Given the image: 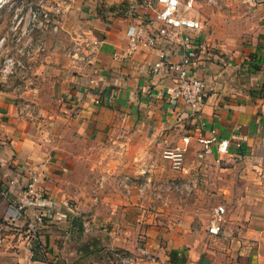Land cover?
<instances>
[{
    "label": "crops",
    "instance_id": "obj_1",
    "mask_svg": "<svg viewBox=\"0 0 264 264\" xmlns=\"http://www.w3.org/2000/svg\"><path fill=\"white\" fill-rule=\"evenodd\" d=\"M84 1L79 16L90 26L84 37L88 63L62 70L59 49L51 44L45 50L49 42L42 35L27 48L34 66L20 77L18 69L0 75V264H26L28 249L33 264H124L115 261L119 250L134 256L135 264H264V197L235 198L215 236L208 225L144 228L128 217L117 187L125 145L134 137L176 141L201 162L263 155L264 0H244L257 6L262 20L252 42L228 54L207 46L203 28L188 46L177 37L130 51L132 26L152 32L159 25L147 0ZM206 3L197 7L202 20ZM12 6L0 9V65ZM188 52L191 74L204 84L196 114L170 98L175 74L153 68L160 53L178 63ZM134 123L145 131H131ZM224 139L227 152L218 153ZM30 177L41 202L19 213L12 202L27 201L20 188ZM13 178L17 184L10 187ZM39 209L44 223L29 240L27 224ZM8 219L17 230H9Z\"/></svg>",
    "mask_w": 264,
    "mask_h": 264
},
{
    "label": "rangeland",
    "instance_id": "obj_2",
    "mask_svg": "<svg viewBox=\"0 0 264 264\" xmlns=\"http://www.w3.org/2000/svg\"><path fill=\"white\" fill-rule=\"evenodd\" d=\"M98 3H124L129 0H97ZM14 7L6 13L8 44L4 55L20 60L17 74L28 65L24 52L28 46L40 43L44 35L47 49H59L61 69L70 64L88 63L87 41L90 26L79 16L84 0H9ZM203 34L207 46L224 53L233 52L252 42L262 17L257 6L244 0H215L204 5ZM54 43H57L56 45ZM83 47L85 49H83ZM228 54V53H227ZM3 59V58H2ZM27 62V63H26ZM74 62V63H72ZM70 63V64H69ZM130 130L145 131L130 124ZM146 130L148 128L146 127ZM129 139L124 149V171L118 175L117 187L123 193L122 206L133 222L142 227L168 228L186 226L206 227L218 205L227 210L235 198L264 197V156L233 158L220 164L197 161L189 146L177 142L166 143L159 138ZM123 146V148H125ZM119 147H121L119 145ZM185 148V149H184ZM183 149L180 168L165 158V150Z\"/></svg>",
    "mask_w": 264,
    "mask_h": 264
},
{
    "label": "built area",
    "instance_id": "obj_3",
    "mask_svg": "<svg viewBox=\"0 0 264 264\" xmlns=\"http://www.w3.org/2000/svg\"><path fill=\"white\" fill-rule=\"evenodd\" d=\"M9 0H0V9L8 4ZM202 0H147L146 6L153 10L155 15V21L159 22V25L154 31H150L145 26L137 25L132 26L128 32L129 37V50L133 51L137 47H151L157 42L164 40H172L173 38L181 37L184 41L185 46H188L194 42L196 35L204 27V21L198 14V6ZM208 3H213L214 0H206ZM131 10V9H130ZM129 13H131L129 11ZM195 37V38H194ZM4 41L0 38V44ZM27 55V51L24 52ZM159 60L154 63V70L164 67L168 72L175 74L176 84L170 92L171 99H177L184 102L193 114L199 109L204 97V84L202 80L191 74L189 65L193 58V53H184L182 59L178 63H171L166 60L164 53L159 54ZM21 66L20 60L9 55H4L0 65V75L8 76L14 73ZM186 140V138H184ZM228 148V140H220L217 144L216 150L218 153H226ZM182 149L176 150H165L164 155L167 159L173 160V167L180 168L182 159ZM263 156H264V144H263ZM201 157V156H199ZM17 184L16 179L9 181L10 187ZM20 191L23 197L27 200L13 201L12 205L20 212L25 211V207L30 204L31 206L41 202V196L38 189L35 187V179L30 177L21 184ZM7 196V191L2 193ZM225 208L223 205H218L213 212L212 218L208 224V233L211 235H219L221 232L222 215L224 214ZM45 219L44 212L38 210L34 215L33 222L27 224L26 238L30 240L31 235L34 234L36 224H43ZM6 224L13 226L9 227V230H17V225H14V220H5ZM21 234V233H20ZM2 239L0 238V246ZM145 250H143L144 252ZM145 253V252H144ZM26 264H33L32 253L28 249L25 254ZM116 262L124 264H135L136 258L126 251L119 250L115 252Z\"/></svg>",
    "mask_w": 264,
    "mask_h": 264
}]
</instances>
